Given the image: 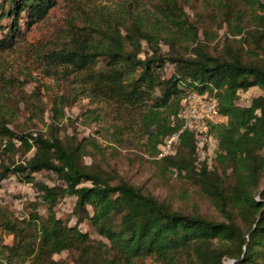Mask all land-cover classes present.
I'll use <instances>...</instances> for the list:
<instances>
[{
  "label": "trees",
  "instance_id": "obj_1",
  "mask_svg": "<svg viewBox=\"0 0 264 264\" xmlns=\"http://www.w3.org/2000/svg\"><path fill=\"white\" fill-rule=\"evenodd\" d=\"M61 1L0 0V52L22 44L31 27ZM216 1L209 19H219L217 29L227 25L232 39L225 37L214 54L199 40L198 16L192 20L179 0H161L152 22L118 16L103 27L73 24L68 47L51 55L53 69L72 67L83 74L92 97L135 115L133 124L153 157L163 138L177 129L172 120L182 98L192 91L215 94L224 121L210 128L216 139L211 168L207 160L198 161L189 132L180 135L175 155L153 163L161 174L198 187L219 219L176 210L115 172L93 170L84 163L88 140L12 129L11 116L0 104V183L12 176L30 184L35 194L24 217L0 205V234L12 237L11 244L0 245V264H68L54 258L63 253L73 264H143L147 259L264 264V0H245L240 8ZM203 36L206 42L213 38L207 32ZM251 88L263 94L239 106L238 94ZM62 103L54 101L49 128L63 116ZM112 129L111 136L118 127ZM15 155L23 161L16 162ZM43 171L58 183L36 181L33 175ZM67 197L75 199L73 225L56 214ZM83 223L99 240L81 231Z\"/></svg>",
  "mask_w": 264,
  "mask_h": 264
},
{
  "label": "rangeland",
  "instance_id": "obj_2",
  "mask_svg": "<svg viewBox=\"0 0 264 264\" xmlns=\"http://www.w3.org/2000/svg\"><path fill=\"white\" fill-rule=\"evenodd\" d=\"M161 0H62L54 7L49 16L42 22L31 27L26 34V40L13 50L0 52V104L9 112L12 124L10 127L20 132L49 134L51 131L60 138L74 136L78 140H88L91 145L85 144L86 156L84 163L102 172H115L119 179L137 186L144 192L152 193L160 200L170 204L176 210L191 212L197 210L205 217L219 219V215L192 182L171 175L161 174L153 163L155 157L148 155L145 139L133 124L135 115H126L123 110L99 102L88 92L83 74L75 68H52L56 62L52 53L68 47L72 25L83 27L85 25L101 26L115 17L135 18L137 20L152 22L158 16L157 5ZM204 1L212 3L205 6ZM185 12L192 20L199 21V40L207 45L210 54L221 49L225 37L229 40L227 25L217 29L219 19L213 22L208 14L213 12L216 0H179ZM222 2L235 4L240 8L245 6V0H222ZM215 10V9H214ZM22 24V22H21ZM207 32L213 38L204 41L203 33ZM232 48L244 53V49L228 42ZM167 52V48L163 47ZM51 55V56H50ZM172 72L171 66L166 73ZM18 83L16 82V80ZM17 87L11 86L13 82ZM22 88V89H19ZM263 91L251 88L247 92L238 94L237 104L247 105ZM54 101H62L63 116L55 126L50 127ZM35 104V106H34ZM44 112L41 117L40 111ZM91 113H87V112ZM88 116L93 122L84 121ZM96 117L98 120H95ZM118 130L113 136V127ZM92 144H95L94 147ZM32 156V153L28 157ZM16 162H22L20 155H15ZM35 180L49 186L58 183L57 178L48 172L33 175ZM118 181L117 179L114 180ZM35 194L30 184L15 177H9L0 183V205L7 207L14 214L24 217L30 212V202ZM75 199L67 197L56 207V214L62 220H69L74 207ZM37 211L42 215L45 209L39 205ZM81 231L89 233L93 240H99L94 230L86 223L79 226ZM12 237L0 234V245L11 244ZM67 253L54 256L56 260H67L73 264ZM224 261V264H228ZM141 264V263H140ZM143 264H157L147 259Z\"/></svg>",
  "mask_w": 264,
  "mask_h": 264
},
{
  "label": "built area",
  "instance_id": "obj_3",
  "mask_svg": "<svg viewBox=\"0 0 264 264\" xmlns=\"http://www.w3.org/2000/svg\"><path fill=\"white\" fill-rule=\"evenodd\" d=\"M218 98L215 94L188 92L180 102V108L172 120L177 125L172 133L165 136L157 147L155 159H164L175 155L183 132L191 133L195 138L198 161L207 160L211 168L215 156L216 139L210 128L224 121L219 113Z\"/></svg>",
  "mask_w": 264,
  "mask_h": 264
},
{
  "label": "water",
  "instance_id": "obj_4",
  "mask_svg": "<svg viewBox=\"0 0 264 264\" xmlns=\"http://www.w3.org/2000/svg\"><path fill=\"white\" fill-rule=\"evenodd\" d=\"M233 263H234L233 260L228 261V264H233Z\"/></svg>",
  "mask_w": 264,
  "mask_h": 264
}]
</instances>
